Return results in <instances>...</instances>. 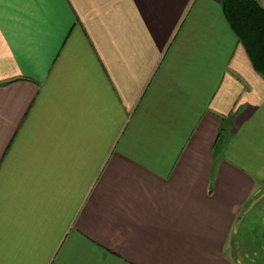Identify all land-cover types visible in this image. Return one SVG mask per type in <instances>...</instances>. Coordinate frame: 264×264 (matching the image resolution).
<instances>
[{"label": "crops", "instance_id": "1", "mask_svg": "<svg viewBox=\"0 0 264 264\" xmlns=\"http://www.w3.org/2000/svg\"><path fill=\"white\" fill-rule=\"evenodd\" d=\"M252 221L264 77L222 0H0V264H242Z\"/></svg>", "mask_w": 264, "mask_h": 264}, {"label": "trees", "instance_id": "2", "mask_svg": "<svg viewBox=\"0 0 264 264\" xmlns=\"http://www.w3.org/2000/svg\"><path fill=\"white\" fill-rule=\"evenodd\" d=\"M226 18L264 77V6L259 0H222Z\"/></svg>", "mask_w": 264, "mask_h": 264}, {"label": "rangeland", "instance_id": "3", "mask_svg": "<svg viewBox=\"0 0 264 264\" xmlns=\"http://www.w3.org/2000/svg\"><path fill=\"white\" fill-rule=\"evenodd\" d=\"M244 227L240 228L234 236L232 244L235 248L234 255L238 256L242 264H262L261 262H264V228L260 230L258 223L254 221L247 228ZM252 259L255 262H252Z\"/></svg>", "mask_w": 264, "mask_h": 264}]
</instances>
